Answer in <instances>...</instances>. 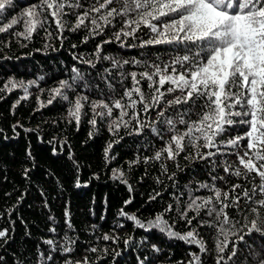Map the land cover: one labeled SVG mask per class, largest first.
<instances>
[{
	"label": "snow or ice",
	"instance_id": "6c2138e0",
	"mask_svg": "<svg viewBox=\"0 0 264 264\" xmlns=\"http://www.w3.org/2000/svg\"><path fill=\"white\" fill-rule=\"evenodd\" d=\"M10 7H13V0H0V33L22 24L23 31L12 32L17 38L30 39L37 29H43L47 38L52 37V32L46 27L49 17L59 30L58 39H63L65 31L83 30V42L87 43L89 39L105 35L106 30H112L108 39L96 45L95 60L74 57L93 68L99 60L111 62L112 68H105L106 75L101 77L110 90L108 94L101 91L98 99L80 94L76 85L84 77L75 66L71 69L74 74L71 83L60 80L57 87L49 90L46 103L52 104L57 97L68 101V116L77 125L82 109L88 104L92 111L89 123L94 128L97 117L108 119V130L114 135H118L121 127L129 129L131 126L129 134L135 135H141L148 128L163 144L154 156L145 157L144 163L149 160L161 161L163 158L175 161L181 153L185 154V159L225 157L212 162V170L222 167L224 175H212L213 183L185 185L186 201L181 202L177 197L175 207L168 204L163 212L157 213L147 224L123 209L119 215L133 221L138 228L146 231L156 228L169 238L196 245L200 253L208 249L204 240L198 238L200 233L197 229L211 228L215 231L216 264H221V261L224 264H229V261L236 264L233 258L237 256L241 243L247 247L251 264H264V245L254 250L245 241V236L253 232L264 236V215L261 214L264 210V0H37L5 20V13ZM69 16L74 19H66ZM142 28L148 30L149 38L140 40L138 45L129 46L144 48L160 44L173 45V53L167 60L157 57L151 62L121 61L102 55L104 44L115 40L123 47L126 45L124 38L138 39L136 34ZM129 64L141 70H124V66ZM112 69L118 71L122 86L123 81L131 80V87L123 86L122 94L115 92L109 79H115ZM142 81H147V91L142 89ZM165 85L168 86L165 88ZM31 86H37V82L10 79L0 88V92L20 88L24 93L19 98L22 100L28 98ZM83 87L88 88L89 82L85 81ZM69 91L74 93V99L68 95ZM166 96L171 98L166 99ZM40 104L41 107L46 106L44 101ZM138 105L141 107L138 108ZM181 105L187 107L181 108ZM117 109L119 113L114 116ZM169 109L173 111L169 112ZM152 112H155L152 123L145 124L141 113L148 116ZM237 125L243 126L244 130L236 131L234 126ZM18 126H14V130ZM111 147L112 143H109L105 149L106 160ZM201 149L208 151L202 152ZM138 162L139 159L132 161L130 167ZM161 169L164 173L168 172L163 163ZM112 171L113 179L127 184L131 192L132 186L124 178V173L119 169ZM229 176L242 178L245 183L230 184ZM256 177H259V183H256ZM216 181L230 184V187L222 191ZM157 182H160L159 178ZM201 190H207L209 194H195ZM159 195L156 192L150 196V200H155ZM242 200L244 207H241ZM129 203L131 200L125 201V204ZM228 209H235L237 215L243 217L242 225L239 219L229 214ZM173 212L175 217L165 218L166 214ZM202 212L205 215H201ZM249 214L254 218L249 220ZM177 220H183L188 230H175ZM194 220L197 221L196 226H193ZM66 223L72 228L70 220ZM50 231L55 233L56 229ZM7 235V229L0 230V239ZM101 238L113 243L119 239L108 233ZM43 243L51 246L53 251L69 254L74 251L76 241L65 233L62 241L46 239ZM127 243L128 240H125ZM153 249L159 251L155 245ZM87 251L95 253L98 249L92 247ZM189 255L192 259L188 264H202L199 254L190 252ZM47 259L52 260L53 257L49 255ZM65 264H89V261L87 257L76 261L66 259ZM242 264H249L248 257Z\"/></svg>",
	"mask_w": 264,
	"mask_h": 264
},
{
	"label": "trees",
	"instance_id": "16d2710c",
	"mask_svg": "<svg viewBox=\"0 0 264 264\" xmlns=\"http://www.w3.org/2000/svg\"><path fill=\"white\" fill-rule=\"evenodd\" d=\"M36 2L37 0H13V7L7 9L5 20ZM66 19L73 20L74 17L69 16ZM46 27L52 32L50 38L46 37L43 29L33 32L30 39L13 36V31H23L22 24L0 33V88L10 79L23 80L26 83L32 80L37 82V86L29 88L27 99H19L24 94L20 88L0 92V230L8 231L7 237L0 239V264H65L66 259L76 261L83 260L84 257L88 258L89 264H141V261L143 264H188L192 259L190 252L199 254L202 264H216L213 229H197L200 233L198 238L204 240L208 249L207 252L200 253L196 245L169 238L156 228L146 231L136 227L133 221L120 216L119 212L123 209L147 224L149 219L163 212L168 204L175 207L177 197L181 202L186 201L185 185L213 183L212 175H224L222 167L212 170V162L225 157H210L209 160L198 157L185 159V154L181 153L175 161L163 158L161 161L149 160L144 163V158L154 156L163 144L148 128L141 135H135L129 134L131 126L129 129L121 127L118 135H114L108 130L107 118L101 120L97 117L95 128L89 123L92 111L88 104L82 109L79 125L68 116V101L57 97L52 104H47L49 90L57 87L60 80L71 83L73 66L80 69L84 77L76 85L80 94L98 99L101 91L106 94L110 92L101 79L106 75L104 69L112 68L110 61L99 60L93 68L74 57L95 60L96 45L108 39L112 30L108 29L105 35L84 43L83 30L65 31L63 39H58L59 30L51 17ZM149 35L148 30L142 28L136 34L138 39L124 38L126 45L123 47L113 40L112 43L103 45L102 55L121 61L151 62L157 57L167 60L173 53V45L160 44L144 48L129 46L138 45L140 40L148 39ZM124 70L139 72L141 69L129 64L124 66ZM112 71L115 79H109L115 92L122 94L123 86L131 87V80L129 78L123 81L122 86L118 71ZM85 81L89 82L88 88L83 87ZM141 87L147 91V81H142ZM68 95L74 99V93L69 91ZM165 98L170 99L171 96ZM41 101L46 106L41 107ZM171 111L173 110L169 109ZM118 113L117 109L113 115ZM154 116L155 112L148 116L141 113L145 124L152 123ZM16 125L20 126L14 130ZM234 128L236 131L244 130L239 125ZM109 143H112V147L106 160L105 149ZM137 159L139 162L131 164L130 167V163ZM161 163L166 165L167 173L162 171ZM113 169L124 173V178L132 186L131 192L127 184L113 179ZM228 180L230 184L245 183L242 178L235 176H229ZM215 183L222 191H227L230 187V184L224 185L222 181ZM256 183H259V177H256ZM156 192L160 195L155 200H150V196ZM195 194L209 193L201 190ZM259 198L258 196L257 199ZM128 200L131 203L125 204ZM244 206L242 200L241 207ZM227 211L243 224V217L237 215L235 209ZM261 214L264 215V210ZM201 215L205 214L202 212ZM169 216L175 217V212L166 214L165 218ZM253 218L249 214V220ZM68 220L72 228L68 227ZM121 224L123 227H118ZM196 225L197 221L194 220L193 226ZM52 228L56 229L55 233L50 231ZM175 230L185 232L188 227L183 220H177ZM65 233L76 241L73 245L74 251L69 254L53 251L51 246L43 243L46 239L62 241ZM105 233L118 236L119 239L115 243L111 240L104 241L101 237ZM125 240H128L127 244ZM245 241L254 250H259L264 245V236L253 232L245 236ZM153 245L159 251H155ZM92 247H96L98 251H87ZM49 255L53 257L52 260L47 259ZM246 257L251 264L247 247L241 243L233 260L236 264H242ZM221 264L224 262L221 261Z\"/></svg>",
	"mask_w": 264,
	"mask_h": 264
}]
</instances>
